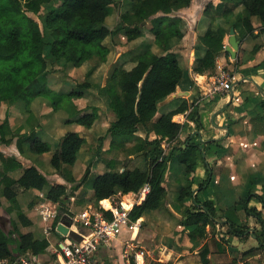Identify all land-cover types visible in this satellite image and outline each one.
I'll list each match as a JSON object with an SVG mask.
<instances>
[{
  "label": "trees",
  "instance_id": "trees-1",
  "mask_svg": "<svg viewBox=\"0 0 264 264\" xmlns=\"http://www.w3.org/2000/svg\"><path fill=\"white\" fill-rule=\"evenodd\" d=\"M0 0V103L15 102L29 97H37L53 91L42 87L48 74V66L63 61L65 64L81 66L88 60L96 59L97 64L107 61L110 53L105 40L113 30L106 23L113 13L115 0ZM192 0H131L128 10L120 16L118 27L128 35V41L144 36L143 29L128 22H143L151 18L150 31L153 42L162 51L154 52L150 44L140 54L123 58L114 68L100 91L109 98V106L116 119L109 125L104 140L110 137V147L120 149L127 157L138 155L142 163L134 168H117L116 161L108 162V171L98 174L93 184V194L90 201L96 205L113 201L120 194L138 193L146 184L150 190L140 204H135L129 212V218L137 221L148 210L164 207L168 191L164 184L170 163L177 159L185 174L196 171L202 159L203 148L212 142H188L184 147L171 146L166 150L164 142L176 141L184 125L175 121L174 116L184 113L190 107L187 100H182L178 106L157 116L158 103L174 93L183 79L185 72L180 63L175 46L184 37L181 18L175 15V10L190 6ZM57 3V5H55ZM45 4L52 5L47 11ZM162 13L161 16H156ZM203 15L207 20L206 30L198 36L196 58L193 70L200 74L213 73L217 66V57L225 50L224 38L230 27L234 26L237 37L243 40L254 31L252 16H258L264 30V0H220L206 3ZM34 16L40 20H37ZM259 49L255 45L252 53ZM226 55L230 53L226 51ZM241 63L238 57L237 64ZM79 86L91 87L88 81ZM81 91H72L69 96H81ZM76 120L85 127H92L99 117L98 108L91 107ZM194 118V113L190 116ZM198 121V119L196 120ZM146 133L144 138L136 137L138 131ZM130 138V139H129ZM86 139L78 132H67L52 156V166L60 170L64 164L73 165L78 152ZM0 142L9 143L0 131ZM34 153H45L51 150V144L32 134L18 136L17 146L21 152L24 145ZM0 193L9 202L8 212L17 211V218L11 220L14 230L5 232L0 228V259L15 260L21 254L32 252L44 254L49 246L47 238H38L32 231H21L19 226H30L32 221L19 210L18 193L20 190L36 188L44 189L48 185L47 177L35 166L23 169L18 178L8 175L9 171L22 168L15 157L1 156ZM100 160H96L99 165ZM91 171L89 164L80 180L71 178V189L75 191L84 184ZM208 178L200 187L208 186ZM257 177H251L245 198L239 199L233 205L236 218L231 215L218 217L213 201L206 200L202 205L188 206L183 201L194 195L191 182L182 185L175 192V200L182 205L183 218L180 224L189 231L193 238L203 239L207 226H216V219L224 221L229 227V233L245 236L248 225L240 223L242 217H254L260 223L261 230L254 233L263 242L264 247V216L257 206L250 205L254 200L264 208V185L256 190ZM70 196L65 184L57 183L51 186L47 198L58 202L60 213L54 225L61 220L63 213L68 212L64 202ZM104 202V204H105ZM197 203L199 201L197 200ZM105 216L112 218L111 211L101 208ZM239 219H238V218ZM17 234V237L14 235ZM249 234V233H248ZM15 246L14 248L12 246ZM209 250L204 246L202 262L208 264ZM149 264H167L151 261ZM229 264H236L232 262Z\"/></svg>",
  "mask_w": 264,
  "mask_h": 264
},
{
  "label": "crops",
  "instance_id": "crops-1",
  "mask_svg": "<svg viewBox=\"0 0 264 264\" xmlns=\"http://www.w3.org/2000/svg\"><path fill=\"white\" fill-rule=\"evenodd\" d=\"M209 1H213L215 4L220 2V0H208V2ZM201 4L202 11L198 16L195 14L199 12V4L194 0L191 2L190 6L184 9L189 17L188 22L192 23L193 32L187 34L183 26L182 31L184 37L177 43L175 50L179 60L186 63L188 73L186 74L185 72L183 79L174 93L159 101L158 111L160 105H164L165 109L167 107L166 111L163 112L165 113L178 106L184 99L190 103V107L187 111L174 116V120L183 124L184 127L176 141L163 143L166 150L175 145L184 147L188 142L212 143L207 144L205 148H203L202 159L194 173L185 174L183 165L177 159H174L170 163L164 182L168 191L165 204L168 209L164 210V207H161L156 210H148L137 221L131 220L129 225L123 227L120 235L111 242L109 247H102L99 251V264H149L151 261H148V255L150 256L151 252L147 250L145 246L140 245V243L145 240L144 238L147 236L151 241L160 237L159 232H156L154 228L157 230L158 226L165 224L172 213L180 217L179 226L174 230L178 233L180 231V234L174 237L175 243L173 248H170L168 242L163 238L164 236H161L164 242L162 241V247L159 249L160 253L167 257V260L171 259L173 253L178 255L177 259L174 263L163 260L162 258H158L155 261H166L164 263L167 264H203L201 254L206 245L209 250L207 255L209 260L208 264H229L232 262H236V264H264V247H260L263 242L258 240L254 234L256 231L258 233L260 232L261 225L256 218L252 216H243L242 219L237 217L240 223L248 225L249 227L246 231V235L241 237L229 233V227L224 225V221L218 218L216 219L218 231L222 230L226 232V234H224L226 243L220 240L218 234L215 238H212L213 235H211L210 240L206 239L202 242L200 241L202 239L191 237L189 231L184 229L180 224L183 218L182 205L175 200V192L178 191L182 185L191 182L194 190V195L192 197L184 199V205L199 206L202 205L204 201L211 200L217 209L218 217L226 214L231 215L233 218H236L233 212V205L239 199L246 197L250 178L254 176L257 177V191H260L264 185V30H262L261 20L258 16H252L251 22L254 31L251 35L241 40L240 49L235 59L237 62L238 57H241V63H236L237 65H235L237 67L234 73L233 91H230L229 94L220 92L210 95L207 94L209 83L219 72V68L216 72L205 74H200L193 70V64L196 58L195 46L198 42V36L207 28V22L203 15L206 4ZM189 35L190 38H188ZM228 37L229 32L224 38L225 45L228 44ZM145 39L147 38L145 37ZM145 39L142 40V42L144 41L143 43L146 45L150 44L154 52L158 54L162 53L153 41ZM105 44L109 47L110 53L107 61L102 64H97L96 59H91L81 66L65 64L63 61L48 66V75H52V72L55 71V75L51 76L48 81L51 84L50 88L56 92L61 91L66 93L64 90V80L67 82L71 81L78 85L81 83H78V80L85 78V81L92 84L90 87L92 88V95L88 96V94L83 92L81 96L72 97L71 104L74 109L76 108L79 112L88 111L91 107H97L99 109V117L92 127L89 128H92L94 143H96V138H100L103 134H106L109 125L115 119V114L109 106V98L100 91V88L106 83L114 68L118 66L121 61L118 60L116 57L117 53L115 54V50L108 44L107 40H105ZM255 45H258L259 49L255 53H252V49ZM120 55L121 54H119L118 57ZM229 57H231V55ZM123 58H130V56L123 55L120 59L122 60ZM217 60L220 63H227L228 60L225 50L219 53ZM17 102L18 101H5L0 103V131L3 137L10 140L9 143L0 142V167L3 166L1 156L7 158L15 157L22 164V168L9 171L8 175L10 177L18 178L22 174L23 169L35 166L47 177L48 181L51 182V185H46L42 190L36 188L27 190L22 189L19 191L17 198L19 210L24 212L32 221L30 226H26L27 231L35 233L33 227L41 226V235L35 236L38 238H47L50 243H56V241L60 239V236L54 231L47 235L45 226H55L54 222L57 217L49 221H44L39 213V207L44 204L52 209H56L59 214L61 205L47 198L51 186L57 183L65 184L69 192L72 184L68 180L71 178L77 180L78 178L73 174V165L64 164L60 170L55 169L52 164L51 166H42L36 160L35 156L28 151L29 149L25 148V145L23 152L19 150L17 146L18 136L30 134L31 129L26 126V117H23L16 111L17 106L15 103ZM38 104L41 106L44 105L41 101H39ZM193 113L195 117L191 118L190 116ZM105 116H108L110 120L100 119L99 121L100 117L104 118ZM157 116H159V112L156 117ZM197 119L198 121H196ZM69 123H73V125L77 126L75 130H70L68 129L69 127L63 130L58 135V141L51 145V150L41 153L40 155H49L51 161L63 136L67 132L75 131L82 134L88 128L75 120ZM145 136L146 133L140 130L130 138H144ZM84 138L86 141L81 149H83L88 141V138ZM107 139L108 145L102 149L103 152L101 156L103 163L101 162L98 166L99 169L101 168L98 174L110 169L108 167V162L111 159L116 161V166L118 168L120 159L119 153H121V151L111 148V138L108 137ZM104 154L105 156H103ZM127 159V163H134V159L141 163V157H138V155L129 156ZM88 162H91V157L90 159H86L84 164L85 168L89 165ZM135 166L137 165L135 164L133 167L128 168H134ZM208 170L211 171L210 183L208 186L206 185L201 188V183L208 178ZM83 190L84 186L82 185L79 189L72 191L64 202L65 207L67 206L66 209L71 215H80L87 210L95 212L100 211L101 208L105 206V201L100 205H96L90 201L93 189L92 194L90 196L86 195V199H83L81 195ZM0 195L2 196L1 193ZM127 196H131V200H129ZM120 197H122V203L130 205L131 208H133L135 204L142 203L145 199H142V194L139 195L134 192L120 194ZM197 200L199 203H197ZM107 201H109L110 204L113 202L110 200ZM28 204H34V207L29 209L27 207ZM250 205L257 206L261 209L264 216V208L260 203L252 200ZM6 211L10 215L12 213H16L17 215V211L12 213L8 212V210ZM70 222L72 223V221ZM59 224L60 223H58V225ZM143 225H147L151 229L140 236L139 232L142 231ZM225 226H227V230H225ZM212 227L213 226L210 225L207 226L206 236L211 232V229H213ZM199 242L202 243L199 245ZM167 250H170V252L166 255L165 252ZM191 250L199 254V256L197 255L194 257L198 258V261L195 260L191 262L192 259L188 257V255L191 254ZM140 251H143L144 255H140L137 260L136 253ZM142 258L143 261L141 260ZM153 259L155 258L153 257Z\"/></svg>",
  "mask_w": 264,
  "mask_h": 264
},
{
  "label": "rangeland",
  "instance_id": "rangeland-1",
  "mask_svg": "<svg viewBox=\"0 0 264 264\" xmlns=\"http://www.w3.org/2000/svg\"><path fill=\"white\" fill-rule=\"evenodd\" d=\"M60 1L61 0H59V2ZM194 1L199 4L198 5L199 12H197L195 14L198 16L202 11V4L201 3H203V5H205L206 2H208V0H194ZM59 2L57 1V3H59ZM57 3H55V5H57ZM130 5H131V0H115V3L113 4V13L108 17V20H107V24L113 30V32H112L111 36H109L106 40H107L108 44L111 47H113V49L115 50V54L117 53L116 57L120 61H121L120 58L123 55L134 57V56H137L138 54H140L143 50L146 49V44L143 43L144 41L142 42V40H144L146 37L147 39H145V40L152 41L153 37H154L152 32L150 31V26L152 24L151 20L153 19V18H151V19H149L147 21H143V22H136V21L128 22L129 27L132 28L134 25H138L143 29V32H144V36L139 37L133 41H128V35L126 33H124V31H122L118 27V23H119L121 14L123 12H125L126 10H128ZM51 7H52V5L45 4L43 7V10L47 11ZM184 9L185 8L175 10V15H177L181 18V23L183 24L182 27L184 26L183 28L185 29V31L188 34L189 32L192 33L193 29H192V25H191L192 23L188 22L189 17H188L187 12L184 11ZM161 15H163V14L159 13L156 16H161ZM34 17L37 20H39L37 18V16H34ZM39 22H40V20H39ZM206 22H207V20H206ZM40 25H42L41 22H40ZM193 26H194V24H193ZM188 38H190V35ZM181 48H183V47H181ZM119 54H121V55L118 57ZM227 60H228L227 63L226 62L220 63L217 60V66H216L215 72L218 70V68H222L224 72L228 73L231 77H233L234 73H235V69L237 67V66H235V65H237L236 64L237 62L235 61V59H233L229 56H227ZM180 63L184 68V72H186V74H187L188 68H187L186 63L184 61H180ZM54 72L55 71L52 72V75L47 74L45 80L43 81V83H41L42 87L44 89L51 87V84L48 80H50L51 76L55 75ZM84 79L85 78H81V80H78V83L85 82ZM64 85H65L64 90L66 91V93L61 92V91L56 92L53 90L49 93H43L37 97H29L26 99L18 100V102L15 103L17 106L16 111H18L23 117L24 116L26 117L25 118V120L27 121L26 126L31 129L30 134L33 133L37 138H39L45 142H48L51 145H53L54 143H56L58 141V137H59L58 135L63 130L67 129L68 127H69L68 129H70V130H75V128L77 126L73 125L74 122L73 123H69V122H72L73 120L76 121L80 115H82L86 112L92 111L91 108L88 111L85 110L83 112L77 111L76 108L74 109V107L71 104L72 97L67 94V93L75 90V91H81L82 93L84 92V93L88 94V96H90V95H92V88L79 86V84L77 85L76 83H72L71 81L67 82L65 80H64ZM73 97H76V96H73ZM39 101L43 102L44 105L41 106L40 104H38ZM166 109H167V107H166ZM166 109L164 108V105H160L159 111H158L159 115H161L164 111H166ZM105 117L104 118L100 117L99 121H100V119H103V120L106 119L107 121L110 120L108 118V116H105ZM115 119H116V115H115ZM94 128H95V126H94ZM80 135L88 138V141L85 144V146L83 147V149H81L80 152L78 153L77 160H76L75 164H73V166H72V168H73L72 171H73V174L76 176V178H78L77 180H80L83 177V175L85 174V170L87 168V167L85 168V166H84L85 161H86V159H90V157H91V162L90 163L88 162V164L91 165V171L84 181V184H83L84 190H83V193L81 194L83 196V199H86V195L90 196L92 194L93 184H94L96 175H98V173H100L101 168L99 169L98 166L100 165L101 162L103 163L101 153L103 152L102 149L106 145H108V142L106 141L108 139L105 138L104 140H102L101 138L98 137V138H96V143H94L93 142V136H92V128L91 129L87 128L86 131ZM103 136H105V135L103 134ZM134 141H135V139L131 138V140L127 142V145H131V143H133ZM29 143L30 142H27V144L25 145V148L29 149L28 151H30V153H32L35 156L36 160L42 166L43 165L51 166V163H50L51 161L49 159V155L44 156V155L34 153L33 151L30 150ZM119 151H121V150L119 149ZM119 155H120V159H119L118 168H120L121 170L126 168V167H133L135 164L136 165L140 164V162L136 159H134V161H133L134 163H131V162L127 163L128 157H127L125 152L121 151V153H119ZM103 156H105V154ZM97 159L100 160L99 165L96 164ZM141 163H142V161H141ZM49 185H51L50 181H48V186ZM69 190H70L69 192L71 193L72 189L70 188ZM122 202H123L122 197H120V195H119L118 197L114 198L112 204L120 206ZM8 206H9L8 201H6V199L0 195V228L7 233L10 231L12 232L14 230V226L11 225V220L16 219V217H17L16 213H12L11 215L9 213H7L6 210H7ZM27 207L29 209H32L34 207V204H32V205L28 204ZM167 209L168 208L165 205L164 210H167ZM179 219H180V217L178 215H175L172 213L165 224L158 226L157 230L154 228V230L156 232H159L160 237H158L156 240L153 239L151 241V239L147 236L144 238L145 240L141 241L140 245L145 246V248L151 252V255L150 256L148 255V261H155L158 258L159 259L162 258L163 260H167V257L165 255H162V253H160L159 248L162 247L163 238L168 242V245L170 248L174 247V243H175L174 237L177 234H180V231H179V233L174 231L179 226V224H178ZM38 224H39V222H38ZM19 228L21 231H24V232L27 231L26 227L19 226ZM212 228L213 229H211V232L209 234H207V236L200 241L204 242L206 239L210 240L211 235H213L212 238H215L216 235L218 234L220 237V240L223 243H226V240L224 239V234H226V232L222 231V230L218 231V229H217L218 227H216V226H213ZM224 228H226L225 230H227V226H225ZM150 229L151 228L148 227L147 225H143L142 231L139 232L140 233L139 235L141 236L142 234L147 233ZM33 230L35 231L34 234L36 236H40L42 233L41 226H34ZM213 230H215V231H213ZM14 236L17 237V234H15ZM161 236L162 237L164 236V237L162 238ZM217 242L220 243L219 241H217ZM201 243L199 242V245ZM12 247L14 248L15 246L13 245ZM169 252H170V250H167L165 252V254L167 255ZM197 255L199 256V254H197V253H195V251L191 250V254L188 255V257H190L192 259L191 262H193L195 260L198 261V258H194ZM177 256H178L177 254L173 253L171 256V259H169L167 261L174 263L175 260L177 259ZM153 257L155 259H153ZM228 259H229V257H228ZM164 262H166V261H164Z\"/></svg>",
  "mask_w": 264,
  "mask_h": 264
},
{
  "label": "built area",
  "instance_id": "built-area-1",
  "mask_svg": "<svg viewBox=\"0 0 264 264\" xmlns=\"http://www.w3.org/2000/svg\"><path fill=\"white\" fill-rule=\"evenodd\" d=\"M219 72L211 79L207 94H217L233 91V79L228 73L219 68ZM150 186L146 184L138 194L149 192ZM106 211H111L112 218L105 216L102 209L100 211L87 210L80 215H71L65 212L58 223L63 220L72 221L70 230L76 231L81 240L75 239L70 234L59 235L58 224L56 226H45V231L49 235L52 231L60 236L56 243H50L44 254L36 255L32 252L21 254L15 260L0 259V264H99L98 253L102 247H109L111 242L116 239L124 226L131 222L129 212L130 205L103 206ZM39 213L44 221L55 219L58 211L44 204L39 207ZM144 252L136 253L137 260ZM143 261V258L141 259ZM138 263V262H137Z\"/></svg>",
  "mask_w": 264,
  "mask_h": 264
},
{
  "label": "water",
  "instance_id": "water-1",
  "mask_svg": "<svg viewBox=\"0 0 264 264\" xmlns=\"http://www.w3.org/2000/svg\"><path fill=\"white\" fill-rule=\"evenodd\" d=\"M241 40L237 37V33L234 26L230 27L228 44L225 45V51H228L233 59L237 58L238 51L240 49ZM70 221L63 220L62 223L58 225L59 235L70 234L71 237L81 240V236L74 230H70Z\"/></svg>",
  "mask_w": 264,
  "mask_h": 264
},
{
  "label": "bare ground",
  "instance_id": "bare-ground-1",
  "mask_svg": "<svg viewBox=\"0 0 264 264\" xmlns=\"http://www.w3.org/2000/svg\"><path fill=\"white\" fill-rule=\"evenodd\" d=\"M127 198L129 199V200H131V196H127ZM143 198H145V193H142V199ZM131 202H133V201H131ZM106 207H110L111 206V204L110 203H108V202H105V204H104ZM132 205V204H131Z\"/></svg>",
  "mask_w": 264,
  "mask_h": 264
}]
</instances>
